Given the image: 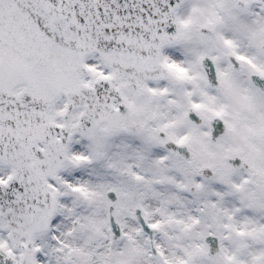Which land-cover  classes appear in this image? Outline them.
Returning a JSON list of instances; mask_svg holds the SVG:
<instances>
[{
    "label": "snow or ice",
    "instance_id": "obj_1",
    "mask_svg": "<svg viewBox=\"0 0 264 264\" xmlns=\"http://www.w3.org/2000/svg\"><path fill=\"white\" fill-rule=\"evenodd\" d=\"M0 264H264V0H0Z\"/></svg>",
    "mask_w": 264,
    "mask_h": 264
}]
</instances>
